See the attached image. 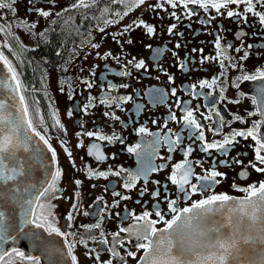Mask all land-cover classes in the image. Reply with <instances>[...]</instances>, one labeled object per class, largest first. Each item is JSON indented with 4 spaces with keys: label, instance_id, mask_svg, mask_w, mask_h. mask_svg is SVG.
<instances>
[{
    "label": "snow or ice",
    "instance_id": "snow-or-ice-1",
    "mask_svg": "<svg viewBox=\"0 0 264 264\" xmlns=\"http://www.w3.org/2000/svg\"><path fill=\"white\" fill-rule=\"evenodd\" d=\"M17 0H0V10H8L13 17L17 16V9L14 7ZM51 7H38L39 0H29L31 5L30 11L37 18L47 21L53 16L52 8L55 6L56 0H47ZM148 0H107L101 4V0H74L70 5L71 9L83 10L81 12L82 20L94 19L97 21V27L100 33L106 31L107 26L119 23L126 17L135 7L146 4ZM111 4L123 6L125 10L114 11L110 7ZM232 6H236L233 8ZM242 10L238 11L237 9ZM149 7L155 11L162 9L168 12L171 18L179 21L182 17L177 14V9H181L184 16L191 18L198 14V9L204 12L214 11L216 16H222L229 19H235L237 23L248 24L249 16L256 18V22L264 27V0H157L156 4H150ZM97 11H93V10ZM259 9V10H258ZM57 19L61 23V31H63L74 18L69 16L65 18L62 12L55 13ZM109 15H114L116 19H109ZM211 18L201 20V24L210 25ZM57 19L50 21V26L43 31L37 32L39 24L37 21L30 22L25 18L14 20H6L0 15V264H41V258L37 255H28L19 247L12 246L5 248V245L15 244L17 239L23 236L32 240L34 246L41 243V236L36 231H25L30 226L37 230H43L49 236L55 235L63 238L65 242L66 252H61V256H67L70 264H79L75 248L77 243L82 244L87 249L86 255L94 259L96 264H113V261H119V264H127L126 257L137 260L139 251H143V256L137 260V264H264V180L253 182L247 186L238 185L235 180H247L251 173L248 169H252L257 174H264V67L257 66L251 72L244 68L250 53L244 48L243 37L247 33L240 31L239 38L241 45L235 47V53L243 52V55L233 56L231 50L233 44L229 43L222 46L221 37L217 34L212 42L215 53L205 56L203 48L192 49L193 52L200 53V63H214L221 71L211 80L204 79L199 82L200 89H209L208 95L215 94L216 87L220 88L219 99L223 102L228 100L224 93V82L220 77H226L229 69L237 70L240 74L236 77L234 87L240 88L243 82H260L261 86L257 89V95L251 97L252 103L256 106L255 111L248 112V117L257 116L259 119L249 121L241 117L239 114L234 116V121L247 127L232 128L231 122L226 121L221 111L216 108H210L209 114L201 115L204 120L209 121L210 125L203 124L194 115L196 109L189 107L182 108V102L177 98L176 107L181 108L183 112L182 123L184 129L182 133H174L172 129L163 136L150 133L147 128L141 127L138 130L140 135H152L154 140L149 142L147 147L150 149L145 153L141 152V143L127 148V152L135 154L142 158V166L136 172H128L127 169L119 167L118 170H112L109 166L107 171H98L91 166H85L87 179L107 178L109 175L120 176L125 174L124 189L131 191L136 185L144 179L146 181L149 173L163 171L168 165L153 166L152 158L157 155L161 145L167 146L169 155L160 157L171 161L172 153L182 154L183 159L172 165V171L167 177L168 182L175 186V198L169 192V184L165 183L163 192L161 191L160 181H155L158 185L150 195L157 201L154 206V212L144 211L142 214L130 213L122 218V222L129 219L133 221L127 227L120 226L117 231L111 234V241L107 238L102 228L104 215H100V222L84 226L85 232L90 233L87 236H81L79 240L69 239L75 237V233L62 231L56 226V204L54 200L68 199L72 201L70 211L66 219L71 222L74 220V213L79 211L77 198L80 197V187L82 180H74L75 188L73 195L64 197L60 195L63 189L60 187L63 172L58 166L56 149L50 143L51 136L48 135L49 127L65 130L64 124L58 113L53 110L50 113L52 124L49 126L45 117L40 113L38 107L30 111L28 99L24 95L27 91L18 71V66L9 59L3 49H7L20 62L24 63L23 55L26 51L36 49H28V47L20 40L14 29H23L30 36H36L38 40L48 43V36L51 32H55ZM251 26V25H249ZM143 28L146 34L152 36L156 33L155 26L149 24L143 19L133 20L129 25L125 26L120 33H113V40L117 43L120 41L118 36H123L135 28ZM177 25L171 24L168 28L170 35L183 33H174ZM77 34L81 35V45L90 46L97 50L96 55L100 56L98 49L99 43L92 42L91 32L85 36L84 33L76 29ZM255 35V33L253 34ZM11 41V42H10ZM131 44V39L126 41ZM177 48L180 44L177 43ZM253 45H247V49H251ZM264 47V45H262ZM73 54L76 49H73ZM60 56L59 51L56 52ZM112 56L111 52L105 53L102 58ZM119 61V57H112ZM72 61V54L67 57L66 63ZM32 63V61H29ZM136 69H145L146 65L143 60L133 63L128 61ZM127 67V65H125ZM184 68V65H180ZM63 71L67 72L68 68L64 67ZM120 76H130L131 72L121 71ZM170 81L173 78L169 77ZM174 82V81H173ZM61 83H64L63 81ZM84 83L88 88H92L93 84L88 80ZM116 88L115 85L111 86ZM127 88V84L120 85ZM194 89L196 85L192 86ZM63 91V88L61 89ZM33 91L37 89L33 88ZM159 92V90H156ZM243 97L245 94L240 93ZM171 95L176 96V89L171 90ZM95 99V98H93ZM131 97H103L99 103L111 108L113 105L119 106L122 102H127ZM233 104H239L240 100L228 101ZM38 101L34 100L33 104L38 105ZM215 104V101H213ZM94 106L89 104L85 107ZM72 111L68 115L72 116ZM105 116H109L112 120H119L120 117L114 113L105 112ZM169 119L181 122L175 112H170ZM156 123V121H153ZM211 125H215L212 127ZM227 127L229 131L225 133L223 129ZM164 128H168L167 122ZM206 129L211 132L214 137L220 139L210 140L206 136ZM87 136L92 142L87 146V155L97 162H104L107 159H115L113 154L108 157L102 150L99 142L123 143V139L115 132L111 135L103 133L102 130L90 131L84 130L77 134ZM240 138V139H238ZM251 139L252 144L245 145L253 149V160L248 161L245 165L238 156L230 157V151L234 150L236 145L241 141ZM189 141L187 144L185 141ZM199 143V151L209 158L214 153H218L226 159L220 161L224 166L241 165V171L237 177L233 178L232 188L243 193L241 197H235L228 193L215 192V187L228 179L226 172H221L215 162L208 168H204L201 160L190 159L192 153L196 151L193 147L195 142ZM40 143L51 153V159L46 160L43 155V149ZM66 141H61V146L67 154L69 161L75 168V161L72 152L66 147ZM77 147H84L83 141L78 140ZM247 155V153H243ZM195 167L201 168V173L195 172ZM54 169V170H53ZM38 173L44 177L43 182L38 178ZM195 180V182H193ZM94 187V185H93ZM140 196L148 193L147 183L140 190ZM205 193H209L205 195ZM114 196L121 200H129V195H122L120 192H113ZM193 196H200L201 199L193 200ZM162 202L167 204L168 213L171 219H166V214L161 208ZM103 198H98L102 200ZM183 199L188 206L179 207V201ZM140 201H137L139 203ZM113 207H119V201H116ZM107 207V205H105ZM39 210V211H38ZM89 213L84 212L87 216ZM153 215L157 219H153ZM18 217V219H17ZM163 223V228H158L157 224ZM69 228L72 224L69 223ZM99 230L98 236L95 234ZM121 234H124L123 236ZM98 243L101 249L90 248L89 242ZM134 247L137 251L130 250L127 246ZM118 247L124 249V254L118 251ZM59 252L60 250L57 249ZM101 251H107L110 256L106 261L101 260Z\"/></svg>",
    "mask_w": 264,
    "mask_h": 264
},
{
    "label": "flooded vegetation",
    "instance_id": "flooded-vegetation-1",
    "mask_svg": "<svg viewBox=\"0 0 264 264\" xmlns=\"http://www.w3.org/2000/svg\"><path fill=\"white\" fill-rule=\"evenodd\" d=\"M74 0H56L55 6L52 8L53 16L47 21L42 18H37L34 13L30 11L31 5L29 0H17L14 7L17 9V16L13 17L8 10H0V15H3L6 20H14L18 18H25L32 21H37L39 26L37 32L43 31L50 26L52 19H57L55 13L62 12L65 18L71 16L74 18L63 31H61V21L57 19L55 25L56 31L51 32L48 36V43L38 40L36 36H30L23 29H14L20 40L28 47V49H36L35 51H26L23 55L24 63L20 64L18 60L7 49L9 59L18 66L20 78L24 83L27 91L24 92L28 98L30 111L36 107L39 108L40 113L45 117L47 124L50 126L52 120L50 113L55 110L61 122L64 124L65 130L49 127L48 135L51 136L50 143L56 149L58 166L62 169L63 177L60 187L63 192L60 195L70 197L73 195L75 188L74 180L79 179L83 181L79 191L80 197L77 198L79 211L74 213V220L69 222L66 219L70 211L72 201L68 199L54 200L53 203L57 205L56 212V226L62 231L75 233V237L69 239L79 240L81 236L90 235L85 232V227L100 222V215H104L102 228L107 238L111 241V234L118 230L120 226L127 227L133 223L131 219L127 222H122V218L128 216L130 213L142 214L144 211L154 212V206L157 203L150 193L158 187L155 181H160L159 187L163 192V185L169 184V192L172 198H175L176 189L168 182L167 177L172 171V165L181 161L183 156L179 151L172 153L173 159L167 161L160 157H167L169 155L166 145H161L156 156L152 158L153 166H160L167 164L168 166L159 172L149 173L146 181L142 179L136 188L128 191L124 189L125 174L120 176L109 175L107 178L99 177L94 179H87L84 171L85 166L89 165L98 171H107L109 166L112 170H118L119 167L127 169L128 172H136L142 166V158L135 154L127 152V148L141 143V152L145 153L144 159H147V152L150 151L147 145L154 140L152 135H140L138 130L141 127L148 129L150 133H156L161 136L172 129L174 133H182L184 125L182 123L183 112L181 108L176 107L177 98L182 102L183 107L196 109L194 115L203 124L210 125L209 121L204 120L201 115L209 114L210 108H216L221 111L226 121L231 122L232 128L247 127L234 121V116L239 114L241 117L249 121L257 120L259 117H248L247 113L255 111L256 106L252 103L251 97L257 95V89L261 86L260 82H243L240 88L236 89V77L240 74L237 70L229 69L226 77H220L224 82V95L228 100L221 101L220 88L216 87L215 94L209 96V89H200L199 82L208 79L211 80L217 76L221 69L214 63H200V53L193 52L192 49L203 48L204 55L209 56L215 53L213 41L218 34L222 39V46L233 44L231 54L233 56L243 55V52L235 53V47L241 45L239 38L240 31L247 33L243 37V45L249 51L250 57L244 62L246 71L251 72L255 67H264V27H261L256 18L249 16L248 24L237 23L235 19H229L222 16H216L214 11L204 12L198 9V14L192 16L190 19L183 15L181 9H177V14L181 15L179 21L171 18L168 12L162 9L153 11L149 5L156 4L157 0H148L146 4L140 7H135L126 17L119 23L107 26L104 33L98 30L97 21L94 19L82 20L81 12L83 10H74L70 5ZM107 0H101V4L106 3ZM132 0H129L131 4ZM38 7H51L47 0H39ZM110 7L114 11L125 10L123 6L118 4H111ZM235 8L236 6H232ZM237 9L238 11L242 10ZM259 10V9H258ZM97 11V10H93ZM211 18L210 25L201 24L200 21ZM109 19H116L114 15H109ZM143 19L149 24L155 26L156 33L152 36L146 34V30L135 28V30L126 33L123 36H118L120 43L113 40V33H120L124 27L129 25L133 20ZM3 22V21H0ZM177 25L174 33H183V36L178 34L170 35L168 28L171 24ZM251 25V26H249ZM79 28L80 33L85 36L90 31L92 42L99 43L98 49L100 56L96 55V51L90 46L81 45V35L77 34L76 29ZM255 33V35H253ZM3 38L0 37V40ZM131 39L132 43L126 41ZM11 42V41H10ZM177 43L180 47L177 48ZM253 45L251 49H247V45ZM73 49H76L73 54ZM61 53L60 56L56 52ZM5 52V53H6ZM111 52L112 56L102 58L105 53ZM72 54V61L66 63L67 57ZM112 57H119V61ZM143 60L146 65L145 69H136L128 61L133 63ZM32 61V63H29ZM183 64L184 68L180 65ZM127 65V67H125ZM67 67L68 71H63ZM121 71L131 72L130 76L118 75ZM173 81L169 80V77ZM88 80L93 84L92 88H88L84 83ZM64 83H61V82ZM127 84L128 87H120V85ZM115 85L116 88L111 86ZM196 85L194 89L192 86ZM33 88L37 91H33ZM63 88V91L61 90ZM176 89L177 95H171V90ZM156 90H159L157 92ZM241 92L245 95L242 97ZM131 97L127 102H122L119 106L113 105L111 108L99 103L103 97ZM95 98V99H93ZM38 101V105L33 104V101ZM240 100L239 104H233L228 101ZM215 101V104H213ZM89 104L94 106L85 107ZM69 111H72V116H69ZM105 112L114 113L119 116V120H112L109 116H105ZM170 112H175L177 117L181 119L180 123L169 119ZM156 121V123H153ZM167 122L168 128H164ZM215 127V125H211ZM84 130L97 131L102 130L103 133L111 135L113 132L117 133L122 139L123 143L114 142L112 144L105 142L101 144V150L111 157L115 154V159H107L104 162H97L87 155V146L92 142L87 136L78 137V133ZM225 133L229 128L223 129ZM182 134L187 135L186 132ZM206 136L212 139H220L214 137L211 132L206 129ZM240 139V138H238ZM66 141V147L72 152L75 161V168L69 161L64 147L61 146V141ZM78 140L83 141L84 147H77ZM189 141H185L187 144ZM199 143L195 142L193 147L196 148L190 157L192 160H201L204 168H208L213 162L216 163L218 170L226 172L228 179L215 187V192L228 193L235 197H241L244 194L232 188L233 178L241 171V165L224 166L220 161L226 159L218 153H214L211 158L199 151ZM251 139L241 141L236 145L234 150L230 151V157L238 156L240 160L246 165L248 161L253 160V149L245 147V145L252 144ZM247 153V155H243ZM200 167H195L196 173H201ZM251 173L247 180L236 179L235 182L241 186H247L253 182L264 180V174H257L252 169H248ZM195 182V180H193ZM147 183L148 193L140 196L139 190ZM94 185V187H93ZM120 192L122 195H129L131 199L121 200L114 196L113 192ZM209 193H205L208 195ZM103 198L99 200L98 198ZM200 196H193V200L201 199ZM119 201V207H113L114 203ZM137 201H140L137 203ZM183 199L179 201V207L188 206ZM107 205V207H105ZM161 208L166 214V219H171V214L168 213L167 204L162 202ZM39 211V210H38ZM84 212L89 213L87 216ZM157 219L155 215L152 217ZM69 223L72 227L69 228ZM158 228H163L164 224H157ZM95 234L98 236L99 230ZM122 236L124 234H121ZM90 248L101 249L102 246L98 243L89 242ZM132 251H137L132 246H127ZM118 251L124 254V249L118 247ZM87 249L82 244L77 243L75 254L78 257L79 264H96L94 259L86 255ZM101 260L109 259L110 254L107 251H101ZM143 256V251L137 254V260ZM127 264H137V260L126 257ZM42 264V260H41ZM113 264H119V261L114 260Z\"/></svg>",
    "mask_w": 264,
    "mask_h": 264
},
{
    "label": "water",
    "instance_id": "water-1",
    "mask_svg": "<svg viewBox=\"0 0 264 264\" xmlns=\"http://www.w3.org/2000/svg\"><path fill=\"white\" fill-rule=\"evenodd\" d=\"M0 69H2V65H0ZM40 147L41 149H43L44 158L50 161L51 153L47 152L42 143H40ZM38 178L41 182H43L44 177L39 173ZM25 231L39 232L41 236V243L38 246H34L32 240L26 239L21 236L17 239L14 245H5V248L15 246L21 248V250L25 251L28 255L40 256L42 264H70V259L67 256H61L60 254L61 252H66L65 242L63 238L55 235L49 236L43 230H37L31 228V226ZM57 249H59L60 251L58 252Z\"/></svg>",
    "mask_w": 264,
    "mask_h": 264
},
{
    "label": "trees",
    "instance_id": "trees-1",
    "mask_svg": "<svg viewBox=\"0 0 264 264\" xmlns=\"http://www.w3.org/2000/svg\"><path fill=\"white\" fill-rule=\"evenodd\" d=\"M6 52V51H5ZM5 55H7V52L5 53ZM24 84V83H23ZM25 95V94H24ZM28 99V98H27Z\"/></svg>",
    "mask_w": 264,
    "mask_h": 264
}]
</instances>
